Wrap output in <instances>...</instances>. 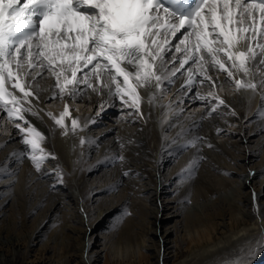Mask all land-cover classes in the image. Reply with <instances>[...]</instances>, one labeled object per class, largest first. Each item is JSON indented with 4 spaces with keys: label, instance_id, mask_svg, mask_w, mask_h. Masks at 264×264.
Returning <instances> with one entry per match:
<instances>
[{
    "label": "bare ground",
    "instance_id": "1",
    "mask_svg": "<svg viewBox=\"0 0 264 264\" xmlns=\"http://www.w3.org/2000/svg\"><path fill=\"white\" fill-rule=\"evenodd\" d=\"M181 83L158 103L175 102ZM194 93L180 105L184 111L163 125L166 110L149 106L141 90L146 122H121L117 101L82 132L65 136L45 114L58 115L63 102L49 100L51 89L43 85L44 102L35 104L42 109L39 118L26 114L57 157L46 163L43 176L26 157L12 155L24 146L14 126L0 118V264L38 252L46 264H221L240 257L241 247L246 252L244 242H255L264 230L252 199L255 191L264 211L261 97L221 93L237 115L222 108L201 121L205 107ZM98 99L90 93L68 101L77 107L71 115L82 122L95 116ZM197 136L202 140L196 147H184ZM81 138L93 142L81 145ZM121 152L123 164L113 160ZM57 165L63 183L52 171ZM252 264H264V254L258 252Z\"/></svg>",
    "mask_w": 264,
    "mask_h": 264
},
{
    "label": "snow or ice",
    "instance_id": "2",
    "mask_svg": "<svg viewBox=\"0 0 264 264\" xmlns=\"http://www.w3.org/2000/svg\"><path fill=\"white\" fill-rule=\"evenodd\" d=\"M181 79L175 102L158 103ZM43 85L51 89L49 100L63 102L58 115L45 114L65 136L82 132L117 101L121 122H146L141 90L149 106L166 110L162 125L170 114L184 111L180 105L193 89L192 99L205 107L201 121L222 108L236 116L221 93L241 91L259 92L258 115L264 116V0H0V118L14 126L24 146L12 155L26 157L41 176L57 157L43 146L46 136L26 114L39 118L42 109L32 102H44ZM90 93L99 98L98 111L82 122L71 115L68 101ZM201 140L197 136L184 147ZM86 142L93 141L81 138V145ZM113 160L123 164L126 157L121 152ZM52 171L63 183L59 165ZM252 199L264 222L255 191ZM244 244L246 252L241 247L240 257L221 264H252L258 252L264 254V230Z\"/></svg>",
    "mask_w": 264,
    "mask_h": 264
},
{
    "label": "rangeland",
    "instance_id": "3",
    "mask_svg": "<svg viewBox=\"0 0 264 264\" xmlns=\"http://www.w3.org/2000/svg\"><path fill=\"white\" fill-rule=\"evenodd\" d=\"M43 87V86H42ZM33 105L35 106L36 104V101L33 100ZM77 108V107H76ZM76 108L74 107V104H73V107L71 110L74 109V111L76 110ZM130 213H127V215H129ZM38 254V256H37ZM37 257V258H36ZM34 258V260H33ZM8 264H46L44 262V259L43 257L41 256V254L38 252V253H31L28 258L27 257H24L22 255H17L15 256L14 260L10 261ZM142 264H145L144 262H142Z\"/></svg>",
    "mask_w": 264,
    "mask_h": 264
}]
</instances>
